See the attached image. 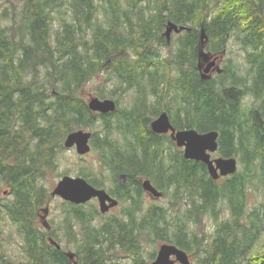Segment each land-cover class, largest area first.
I'll return each mask as SVG.
<instances>
[{
	"label": "trees",
	"instance_id": "trees-1",
	"mask_svg": "<svg viewBox=\"0 0 264 264\" xmlns=\"http://www.w3.org/2000/svg\"><path fill=\"white\" fill-rule=\"evenodd\" d=\"M6 1H12L14 11L9 17V9L3 10L10 21L0 27V187L7 186L12 197L0 201V212L22 231L25 261L0 253V264H112L117 252L128 254L130 264H150L157 251L145 254V237L193 252L196 264H264V237L258 243L264 227L260 211L245 218L254 172L264 178V0H148L146 6L139 4L144 0ZM168 20L189 27L179 36L170 62L157 58L155 46L164 40ZM202 26L208 35L205 49L213 38L212 54L224 56L229 37L241 35L249 75L238 73L231 63L219 79L201 77ZM172 64L178 68L174 80ZM109 67L123 90L137 84L141 99L130 109L93 112L82 92ZM40 74L45 81L37 84ZM50 87L53 93H48ZM172 89L178 100L175 111L171 103L163 104ZM149 90L156 95L152 105L147 103ZM246 96L253 104L244 103ZM164 110L177 129L218 130L213 156L239 158L241 169L214 179L204 162L186 159L170 133L151 128ZM99 119L103 128L93 130V146L110 168L111 194L130 204L125 216L95 226L99 207L66 203L63 230L77 246L70 258L62 245L51 243L57 236L37 224L49 196L39 178L54 169L56 151L64 149L69 132ZM116 133L123 139L115 138ZM166 146L172 149L168 154ZM144 179L164 194L171 190L170 206L153 205L140 216ZM88 181L105 187L102 177ZM224 203L230 209L225 219ZM207 216L215 223L210 235L197 231Z\"/></svg>",
	"mask_w": 264,
	"mask_h": 264
},
{
	"label": "rangeland",
	"instance_id": "rangeland-1",
	"mask_svg": "<svg viewBox=\"0 0 264 264\" xmlns=\"http://www.w3.org/2000/svg\"><path fill=\"white\" fill-rule=\"evenodd\" d=\"M14 1V0H13ZM6 0H0V27L4 26L5 24L9 23V18H6L2 15V12L4 9H9V12L7 15L13 16V7H12V1ZM125 2V1H124ZM11 3V4H10ZM139 4L146 6L148 4V0H144L143 2H139ZM8 6V7H7ZM20 4H17L16 12L19 11ZM138 4L135 9L137 11ZM147 9V8H146ZM146 13H149L150 10H146ZM170 20L166 21L164 24V29L161 33V37L164 39L160 42H156L155 46L158 48V59L159 60H168L169 62L174 58L173 54L176 51L178 47V39L180 35H183L187 29H184L182 31L176 32L173 30L171 32L170 37H168L166 30L167 26ZM181 25V24H179ZM56 27L59 26L58 22L55 25ZM189 28V27H188ZM200 28V27H199ZM185 38V37H184ZM214 42L213 38L209 40L206 50L207 51H214ZM226 53L223 56V59L221 63L219 64L222 71H215L212 73V77H216L219 79L220 73H222L226 67L232 63L234 65L233 67L237 70L240 74H247L248 70H250L251 66L248 61V55L246 51L242 48V42H241V35L234 32L228 39V42L226 43ZM153 64L150 65V68H153ZM170 77L174 80L175 77L178 74V68L176 65L172 64L170 68ZM164 70L161 68V71ZM114 69L112 67L106 68L104 71H102L99 75L94 77L91 81H89L82 92V96L87 100L91 96H98L100 98H114L119 100V107L130 109L133 108L135 105V102L140 100L141 93L139 89L137 88V84L127 88L126 90H123V85L120 84L119 78L114 75ZM111 76V77H109ZM45 76H40L38 79H36L37 84H42L45 80ZM164 82V81H163ZM162 82V83H163ZM161 83V84H162ZM54 88L50 87L48 90V93H53ZM167 95L164 97L163 104L168 106H172V109L176 110V101L178 103V100L174 99L176 94V89H172L171 91H166ZM169 92V94H168ZM102 94H105V96H102ZM113 95V96H111ZM179 99V98H178ZM244 103L247 105L253 104L250 97L246 96L244 98ZM156 103V95H154L150 90L147 92V103L148 104H154ZM165 107H163L164 109ZM166 109V108H165ZM157 117V116H156ZM155 117V118H156ZM102 121L99 119L95 125L84 128L87 130H102ZM80 129L76 128L75 130ZM123 131H126V128H123ZM66 138V137H65ZM64 138V140H65ZM115 138H121L123 139V136L119 133L115 134ZM63 140V145H64ZM32 145L35 144V142H31ZM92 149L89 153L85 155H80L75 147L67 148L64 146V149H57L56 151V157H55V167L53 170L46 169L45 175L39 178V181L44 187L48 190V195L46 202L42 205V207H49V212L47 214V221L49 225L51 226L50 230L48 232L54 233L60 244L64 247L66 251L69 252H76L77 246L74 242L69 240L66 237V233L63 230L62 226V220L64 219V215L67 211L66 203L69 201L63 199L59 195H52V190L55 188V186L58 184L59 180L65 176L69 175L72 177L81 176L86 178L87 180L93 177H102L105 179V188L108 192H110V189L114 188L113 182L109 179L110 178V168H108L102 161V153L100 149L94 148L92 140ZM179 150H183V148H180L178 146H175ZM174 149V148H173ZM172 149L169 147H165V153H170ZM217 155V154H213ZM238 159V170L241 169L242 165L240 163L239 158ZM255 169V168H254ZM81 171H87L86 176L81 174ZM255 175L252 177V182L250 183L248 187L247 192V209H246V216L253 210H259L260 211V224L264 226V178L261 175H257V171L254 172ZM223 179H221L220 182H222ZM171 191V190H170ZM170 191L168 193H163V196L159 198H153L152 196H148L147 193L144 192L143 194V202L141 206L140 216L147 211L151 206L153 205H162L165 207L170 206ZM111 193V192H110ZM12 197V193H10L9 188L5 185H2L0 187V201L4 202L9 200ZM119 200V199H118ZM187 200H184V204L187 203ZM96 205L99 207V203L96 199L90 200L86 202L84 205L85 207L89 208L91 205ZM130 204V200H119L118 205H116L115 208L111 209L110 211H107L105 213L101 212L99 209V214L94 218L93 225L99 226L103 224L107 219L111 217H123L125 216V210L127 209L128 205ZM224 207L222 216L223 218H227L230 214V209L228 208L227 204H222ZM170 213H176L175 208H169ZM184 209V206H182V210ZM43 214V212H42ZM41 230L47 231V227H45L42 223V219L38 218V223ZM78 227V226H77ZM215 228V223L213 218L211 217H205L197 227V231H201L200 233L207 232L208 235L212 234ZM262 237L259 243L262 244L263 237H264V227L261 231ZM51 236V235H48ZM47 236V237H48ZM55 237V236H54ZM144 245V252L145 254H149V252H152L153 250H156L158 252V249L161 244L163 243H170L164 240H156V242H151V239H147L146 237L142 241ZM24 240L22 236V231L18 228V226L13 223V221L6 215L0 212V253H2L5 258L12 261H25V251L23 248ZM119 251V250H118ZM191 257V264H196V258L195 254L193 252H188ZM131 258L128 254H125L124 252H117L116 256H113L112 264H130ZM149 262H152L150 260ZM180 264V263H176Z\"/></svg>",
	"mask_w": 264,
	"mask_h": 264
},
{
	"label": "water",
	"instance_id": "water-1",
	"mask_svg": "<svg viewBox=\"0 0 264 264\" xmlns=\"http://www.w3.org/2000/svg\"><path fill=\"white\" fill-rule=\"evenodd\" d=\"M188 29L185 25L170 20L167 26L166 33L170 37L171 32H176ZM201 45L199 50L198 68L203 79H210L212 77L211 71L220 66L217 64V58L211 52L206 51L204 41L208 38L204 26L201 27ZM204 62L206 66L202 69ZM220 68V67H219ZM219 71H222L221 69ZM88 107L93 112L110 113L118 108V102L114 98H100L98 96H91L87 102ZM151 128L157 133H170L176 145L183 148V155L186 159H193L202 161L207 165L210 175L214 179H219L222 176H228L238 171V159L236 157L216 156L213 154L219 148V131L209 130L200 132L195 128L177 129L167 111H162L158 117L151 121ZM93 138V131L80 128L69 132L64 140V146L67 148L75 147L80 155L89 153L92 149L91 140ZM126 175L124 174V177ZM144 190L149 192L155 198L163 196V191L159 190L150 179L142 181ZM52 195H59L63 199L75 203L84 204L91 199L97 197L101 212L105 213L112 207L118 205L119 200L113 197L105 188H98L90 183L86 178L69 175L63 176L55 188L52 190ZM41 214L42 222L45 227L50 228L47 221V214L49 207H42ZM51 243L58 248L61 244L53 238H50ZM66 254L70 258L75 257L74 252L67 251ZM76 264L77 261H75ZM191 264L190 254L183 248L173 243H163L160 245L156 258L150 264Z\"/></svg>",
	"mask_w": 264,
	"mask_h": 264
},
{
	"label": "flooded vegetation",
	"instance_id": "flooded-vegetation-1",
	"mask_svg": "<svg viewBox=\"0 0 264 264\" xmlns=\"http://www.w3.org/2000/svg\"><path fill=\"white\" fill-rule=\"evenodd\" d=\"M213 55H214V56H219V58H217V64H220L221 61H222V59H223V54L218 52V53H214ZM206 64H207V62H204V63H203V65H202V69L206 66ZM220 69H221V68H219L218 65H217V67L214 68V69L211 71V74L214 72V70L217 72V71L220 70ZM200 73H201V72H200ZM157 117H158V116H157ZM213 157H214V156H213ZM215 157H216V156H215ZM121 178L123 179L124 182L127 181V176L124 177V174L121 175ZM109 193H110V192H109ZM146 193L148 194V196H152L149 192L146 191ZM110 194H111V193H110ZM111 195H112V194H111ZM112 196H113V195H112ZM113 197H115V196H113ZM153 198H154V197H153ZM93 199H96V200L98 201V203H99V200H98L97 197H95V198H93ZM93 199H92V200H93ZM115 207H116V206L112 207L111 209H113V208H115ZM111 209H110V210H111ZM110 210H109V211H110ZM41 212H42V211H41Z\"/></svg>",
	"mask_w": 264,
	"mask_h": 264
}]
</instances>
